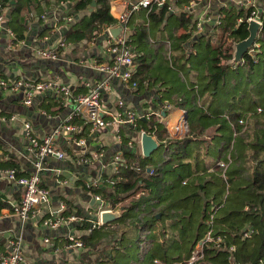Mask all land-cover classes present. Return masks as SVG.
<instances>
[{
  "label": "crops",
  "instance_id": "0c3cea01",
  "mask_svg": "<svg viewBox=\"0 0 264 264\" xmlns=\"http://www.w3.org/2000/svg\"><path fill=\"white\" fill-rule=\"evenodd\" d=\"M127 1H111L110 11L119 19L117 24L105 25L92 39L65 40L66 46L60 49L57 59L43 57L38 51L56 48L64 40L69 27L77 24L82 26V19L88 20L85 12L68 14L74 2L58 3L57 0H51L50 4L43 2L42 12L32 10L26 38L18 46L12 42L5 29H0V76L53 81L70 86L75 95L87 92L86 83L94 85L105 79V73L96 68L95 62L111 59L106 53V44L114 37L113 32L119 35L129 31L139 53L138 76L135 77L139 81L138 88L133 89L119 78H112L104 90L103 107L110 123L103 128L93 129L81 115L74 114L73 98L64 96L56 89L36 93L31 105L23 103L22 92H0V169L11 168L12 164H16L14 168L20 175L29 174L36 159L30 149L29 135H48L57 127H63L72 114V124L77 126L74 132L61 128L56 137V145L64 151L65 158L49 157L46 162L42 180L50 190V203L42 208L38 218L26 223L20 221L12 207L19 202L24 189L0 177V202L5 203L0 209V245L3 250H9L10 240L22 236L23 251L30 264H80L78 262L82 257L87 258L86 254H109L111 249L123 245L127 234L133 235L137 225L145 227L141 235L144 238L139 239L142 242L137 246L149 251L153 241L149 237L158 236L161 225L163 227L162 220L167 229L180 236L203 235L206 219L213 211H216L217 221L230 220V217L241 213L234 210L243 205L245 189L250 190L248 186L252 181L241 183L238 179L243 169L231 166L229 172L234 180L231 179V186L227 184V188H231L227 194L218 161L231 157L234 162L238 148L245 143L240 132L243 128L239 127V132L236 131L235 122L249 112L252 118L257 117L256 109L260 107L257 100L258 95L261 96L258 93L262 92L257 84L260 81L258 71H264V62L260 65L243 63L237 68L231 67L213 85L210 63H202L193 47L196 42L203 46L208 40H211V45H218L221 29L215 25V16L222 7L236 5L238 0L199 3L192 13L193 20L203 18L208 13L212 17L205 23L201 33L192 30L191 26L189 31L179 28V15L184 8L183 5H175L173 0H170L173 6L170 17L162 21H153L149 14L150 8H143L133 13L127 23L122 25L120 18L127 9ZM12 10L13 7H0V11L7 15L9 24ZM66 16H72L73 19L65 21ZM183 34H188L189 38L181 39ZM203 77L205 80H202ZM120 99L124 102L123 108L117 106ZM166 102L173 105L172 110L167 112L169 127L172 128L185 112L190 134L174 138L166 127L161 126L160 131L165 132H156L153 138L158 146L147 156L142 146L141 130L115 123L113 116L120 110L132 109L142 115L156 117L155 112L162 111ZM232 113H239L235 122L230 117ZM149 121L145 120L147 124ZM27 124L30 129H27ZM75 137L85 140V143L76 142ZM120 153L122 161L117 170L114 159ZM126 168L142 172L145 177L152 178L154 183L142 188L136 196L118 203L116 207L120 210L112 209L110 199L104 193L116 189L115 176ZM256 168L258 164L254 165V171ZM150 169L155 172L150 173ZM244 178L249 181L252 175L246 174ZM91 182H96V185L89 188L87 185ZM96 195L101 200L93 202ZM120 195L126 196V193L121 192ZM68 201L70 207L66 205ZM132 201H138L137 206L122 215ZM189 203L194 205L192 211ZM218 204L221 207L217 209ZM106 209L112 212L116 210L119 217L93 232L103 234L99 242L93 246L84 243L82 249L68 247V236L74 234L81 238L90 235L91 221L100 220L99 211ZM52 213L77 215L82 219L61 224L56 229L46 228L42 221ZM251 225L259 229L255 224H246L241 233ZM117 226L119 230L115 229ZM45 237L51 238L54 245L45 243ZM110 256V260L103 261L105 264H116V260L119 262L111 253Z\"/></svg>",
  "mask_w": 264,
  "mask_h": 264
},
{
  "label": "built area",
  "instance_id": "2783aa9c",
  "mask_svg": "<svg viewBox=\"0 0 264 264\" xmlns=\"http://www.w3.org/2000/svg\"><path fill=\"white\" fill-rule=\"evenodd\" d=\"M175 1V5L180 0ZM202 1L210 0H188V4H184L183 12L189 14L194 13L197 5ZM1 4V0H0ZM236 6L239 8L249 9L250 12L247 14L248 30L251 21H255L260 25V29L255 40V46L260 48L258 43L259 33L264 25V0H238ZM162 7L167 6L169 10L173 9L170 0H128L127 9L122 14L120 22L122 25L127 23L128 18L135 12L150 7ZM193 15V14H192ZM223 15L219 13L215 16L214 22L216 27L222 23ZM73 19L72 16H66L65 21L70 22ZM212 20L211 15L208 13L203 18L199 17L196 19L195 29L198 33L203 32L205 29V23ZM243 18H239L238 22L241 23ZM0 29H5L9 38L12 42L18 46L23 41L16 42V33L11 28L7 22V15L0 11ZM66 46V41L61 40L56 48H43L38 51V53L47 58L57 59L59 57L60 49ZM254 44L248 48L246 54H248L253 59L254 65L262 64L260 54H256L257 48H253ZM236 48L234 47V52ZM106 53L111 56L109 61H96V68L105 73V79L92 85L91 83H86L87 92L73 94L72 88L68 85H59L53 81H34L23 78H6L0 76V92L4 90H12L14 92L23 93V103L25 105H31L34 101L36 93H44L50 89H56L58 92L64 96H70L75 102V112L74 114L81 115L88 124L91 125L93 129L106 127L110 121L105 117L106 111L103 107L104 104V90L112 78H119L125 85L137 89L139 86V81L135 78L137 74V66L139 63V53L132 43L131 33L129 31H124V33L119 34L116 37H111L106 44ZM245 63L244 56L240 61H236L233 53V57L227 61L232 68H237L239 65ZM117 106L120 108L124 107L123 100L117 101ZM173 105L169 102L164 103L162 111L155 112L156 114V124L151 131L141 129V135L144 133L154 137L157 130L161 126L167 128L169 134L174 138L184 137L190 131V124L186 117V113H182L178 118L177 122L172 128L169 127L167 121V112L172 110ZM74 114L70 115L66 119V123L60 127H57L52 133L45 135L43 137H38L34 135H29L30 137V149L35 154V162L33 170L27 175L18 174V170L14 167L0 169V177L14 182L23 187V194L19 202L13 205L12 211L15 213L22 223H26L31 219L38 218L42 212V208L50 203V190L43 184L42 173L46 168V162L49 157H54L56 159H64L65 153L59 149L56 145V137L60 134L61 128H65L68 132H74L77 130V126L72 124ZM151 119L150 115L140 114L132 109H124L118 111L116 115L113 116V121L119 124L130 125L133 127H138L140 120ZM239 125L243 126L245 120L243 118L238 119ZM27 129H30V125L27 124ZM78 143H85L83 139L74 138ZM122 161V153L115 155L114 162L117 165V170ZM230 163L229 160L218 161V166L223 170H226ZM150 173H154V169L149 170ZM223 176V175H222ZM227 181L228 177L223 176ZM228 184V183H226ZM96 185V182H91L87 186L89 188ZM96 200H101L99 195H96ZM221 205H216V208H220ZM105 210H100L99 214ZM92 215V211H90ZM78 219H82L77 215L65 216L62 214H50L48 217H44L42 223L46 228L56 229L61 224L72 223ZM104 223L100 220L91 221V226L89 232L93 229L100 227ZM216 226V211H213L209 217L206 219V229L202 237L196 241L194 248L190 257L184 264H207L210 263V257L207 254L208 249H213L216 251H226L228 252V258L230 261L238 259L239 256L235 255L238 252L237 245L234 242H230L227 239L226 234L219 231ZM260 233L259 229L253 225L247 226L242 230V239L252 240ZM68 247H75L82 249L84 241L81 238L76 237L74 234L68 236ZM45 243H50L54 245L52 239L49 237L44 238ZM24 241L22 236H17L12 238L9 243V250H3L0 245V264H30L27 260L23 251ZM260 264H264V259H260ZM242 264V263H241ZM248 264H253L250 261Z\"/></svg>",
  "mask_w": 264,
  "mask_h": 264
},
{
  "label": "trees",
  "instance_id": "16d2710c",
  "mask_svg": "<svg viewBox=\"0 0 264 264\" xmlns=\"http://www.w3.org/2000/svg\"><path fill=\"white\" fill-rule=\"evenodd\" d=\"M67 1L74 2L71 11L68 12L69 15L85 12L87 15L85 17H88V20H86L85 18L82 19V26H78L77 24L69 27L64 36V40L66 41L92 39L95 37L97 32H100L102 30L105 25H115L119 22V19L115 18L110 11L112 0H57L58 3ZM43 2H45L46 4H50L51 0H1V8L13 7L9 25L16 33V42L25 40L26 31L28 30L29 23L31 22L30 14L32 13V10H38L42 12L41 5L43 4ZM93 2H95L94 6ZM184 4H188V0H180L177 2V5L179 6ZM220 12L223 15V18L222 23L217 27V29H221V34L219 35V40L217 42L218 45H211V40H208L203 46L198 45L200 44L199 42H196L193 45V47L196 49V55H200L199 57L202 63H210V66L212 68L211 82L213 81V85H216L218 80L223 78L226 71L231 68L229 64H226V61L233 57L234 44L246 39L249 36L247 22V14L248 12H250L249 9L239 8L236 5H231L222 7ZM149 14L151 19L157 22L162 21L165 18L170 17L171 15L170 10L167 6L158 8L156 6L150 7ZM241 17L243 18V20L241 21V23H239L238 19ZM179 20L180 25L184 27L185 30L190 29V26L192 30L195 29L196 21L193 20L192 14L182 12L179 15ZM261 32L264 34V25ZM188 34L181 35V38L183 40H186L187 38H189ZM193 52L192 54L194 55ZM243 56L245 58V64L250 65L253 63L252 57H250L248 54L245 53ZM136 76H138V71ZM202 80H205L204 77L202 78ZM206 86L207 84L204 83V87ZM238 116L239 113H232L230 117L235 122L238 119ZM156 122V117L152 115L148 124L145 122V120H140L137 129H145L147 131H151ZM237 123L238 121L235 122V125ZM159 131L160 129L157 130V133ZM160 132L164 133L165 130H161ZM260 152L264 153V142L263 144L259 145V149H257L254 153L253 158L255 161H257L258 168L255 169L253 181L248 186V188L251 191L257 192V194L260 195L262 197V200L264 201V169H261L259 167L260 161H258ZM12 165L13 167L16 166V164ZM19 173L20 172H18V174ZM115 177L117 181L116 189L112 192L104 193L105 197L110 199V208L112 209H116V205L118 203L123 202L131 196H136L142 190V188H147L150 186V184L154 183L152 178L145 177L142 172L138 173L134 169L130 168L123 169L118 174H116ZM120 177H122V179L118 180V178ZM121 192L126 193V196H121ZM137 202L138 201H132L130 207L126 208V210L123 211L122 215H124L127 211H130L129 209H134L138 204ZM249 203V208L253 207V204L251 202ZM66 205L70 207L71 203L68 201L66 202ZM4 206L5 203L0 202V209ZM249 210H251V208ZM105 225L106 224L93 229L90 235H84L81 237V239L86 245L93 246V244L98 243V239L103 236V234H99L98 231H96L94 234L93 232ZM253 240H255L254 250L243 252L241 251L243 254L234 261L229 260V255L226 251H216L213 249H208L207 254L210 257V263L208 262L207 264H248L250 261H252L253 264H260V259H264V225L260 233L251 241Z\"/></svg>",
  "mask_w": 264,
  "mask_h": 264
},
{
  "label": "rangeland",
  "instance_id": "374dc122",
  "mask_svg": "<svg viewBox=\"0 0 264 264\" xmlns=\"http://www.w3.org/2000/svg\"><path fill=\"white\" fill-rule=\"evenodd\" d=\"M176 19V18H175ZM178 20V19H177ZM184 28V27H179ZM185 30V29H184ZM180 31V30H179ZM189 31V29H188ZM182 39V38H181ZM264 34L260 31L259 33V39L258 43L260 44V48L254 46L253 48H257L256 54H260L261 60L264 62ZM263 41V42H262ZM258 88L262 89L260 94L258 95V107L256 109L257 117H253L251 115V112L245 113L246 115H243L242 118L245 120V124L243 126L239 125V123L236 124V131H238V128L241 127L243 129L240 130L242 133L241 136L244 138L245 143L241 144V147L238 148L237 157L233 159L231 157L227 158L226 160L230 159V163L227 166L226 170H223L221 168L220 170V176L223 179V184H225V188L227 191V194L231 192V188H227V184L231 186V173L229 172L231 169V166H235L236 169H243V173L241 172L240 181L241 183H249L253 181L254 176V165L257 164V161H254V153L257 149H259V145L263 144L264 142V71H258ZM262 85V86H260ZM176 110V109H175ZM176 113V111H174ZM191 131V130H190ZM239 132V131H238ZM190 134V133H189ZM240 135V134H239ZM246 153V154H245ZM233 157V155H232ZM239 160L238 163L236 161ZM259 167L264 169V153H259ZM233 163V164H232ZM253 165V166H252ZM252 175V179L248 181V179H245V175L247 174ZM228 177L227 181L223 178V176ZM234 180V179H232ZM229 189V191H228ZM246 190L245 200L243 202V205L239 209H235L234 211H239L241 213L230 217L231 219L222 221L218 219L216 220V226L219 231H223L224 234H226L227 239L232 242H236L237 250L238 252L235 253V255L239 256L242 255L243 251L248 250H254V241L250 240H243L242 239V233L241 229L246 224H255L259 227V230L261 231L264 225L263 219H264V201L262 200V197L257 194V192ZM249 202L253 204V207H250L251 210H249ZM186 204V203H183ZM247 208H245V205ZM192 211V207L194 206L192 203H189L188 205ZM110 210V209H106ZM120 210V209H116ZM114 210V211H116ZM125 216H123L124 218ZM223 217V216H222ZM130 222L132 220H129ZM157 221V219H155ZM163 227L161 225V230L158 233V236H150L149 238L153 239L151 249L148 251V249H141V246H137L142 241H139V239H143L142 233L145 231V227L140 228L139 225L136 226L135 231L133 232V235L127 234L126 238L124 239L123 245H120V248L115 247V249H111L112 252H109V254L104 252H93L92 254H86L87 258H81V261L78 263L80 264H105L103 261L106 259L110 260L111 256L110 253L115 257L118 258L119 262L116 260V264H168V263H180L184 264L187 259L190 257L192 253V249L194 248V245L196 244V241H198L202 235H196L192 236L187 235L183 237L179 234H176L170 229L166 228L164 220ZM263 223V225H262ZM115 229L119 230V226H117ZM143 229V230H142ZM169 230V231H168ZM98 233V232H97ZM121 233V232H120ZM119 233V234H120ZM126 234V232H124ZM204 234V232H203ZM168 247V248H167ZM162 248V249H161ZM163 251L165 253V256L163 257ZM242 251V252H241ZM121 257V258H120ZM157 258V260H155Z\"/></svg>",
  "mask_w": 264,
  "mask_h": 264
},
{
  "label": "water",
  "instance_id": "95a60500",
  "mask_svg": "<svg viewBox=\"0 0 264 264\" xmlns=\"http://www.w3.org/2000/svg\"><path fill=\"white\" fill-rule=\"evenodd\" d=\"M94 5L95 2H93V6ZM259 29H260V25L255 21H251L249 25V36L246 39L236 42L234 44V47L236 48V51L234 52V57L236 61H240L243 55L247 52L248 48H250L255 43ZM113 36L116 37L118 35L116 34V32H113ZM142 146H143L144 154L149 156L152 153V151L158 146V144L151 135L144 133L142 135ZM95 200L96 199H93V202ZM118 217L119 214L117 213V211L112 212L111 210H105L101 214V221L104 224H106L117 219Z\"/></svg>",
  "mask_w": 264,
  "mask_h": 264
}]
</instances>
